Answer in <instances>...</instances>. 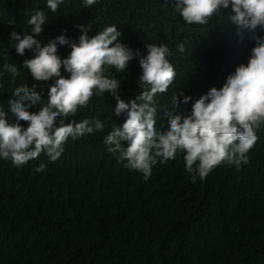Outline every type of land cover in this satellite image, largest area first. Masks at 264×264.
Returning a JSON list of instances; mask_svg holds the SVG:
<instances>
[{
	"label": "trees",
	"instance_id": "1",
	"mask_svg": "<svg viewBox=\"0 0 264 264\" xmlns=\"http://www.w3.org/2000/svg\"><path fill=\"white\" fill-rule=\"evenodd\" d=\"M164 3L98 0L85 8L83 0H63L53 13L47 0H0V72L5 63L18 69L16 77L0 76V110L8 113L9 123L15 122L8 109L15 88L37 85L42 98L29 110L38 112L56 79L35 81L23 63L34 58V51L18 55L10 40L13 31L31 34L27 21L36 10L47 18L35 37L42 46L60 35L78 43L83 33L77 25L88 27L89 38L113 25L123 33L119 41L134 58L123 72L105 65L104 75L119 81L118 95L126 103L142 91L139 59L148 54L145 45L167 46L176 75L168 90L154 97L161 132L169 128L165 111L189 115L196 99L223 87L237 66L247 64L255 38L264 36L261 29L240 33L228 21L230 8L207 24L189 25L171 0ZM180 43L184 52L178 51ZM70 44L57 45L61 59L70 54ZM61 74L70 76L63 68ZM176 93L178 109L172 102ZM184 96L192 100L184 103ZM116 104L110 92L94 91L75 116L63 118L65 124L89 119L93 126L100 120L104 130L69 137L56 161L41 153L16 167L0 158V264H264V127L246 154L248 163L239 168L222 163L193 183L178 151L175 159L153 165L145 180L104 143L114 125L122 126L127 118L115 115ZM41 164L45 170L37 172Z\"/></svg>",
	"mask_w": 264,
	"mask_h": 264
},
{
	"label": "clouds",
	"instance_id": "2",
	"mask_svg": "<svg viewBox=\"0 0 264 264\" xmlns=\"http://www.w3.org/2000/svg\"><path fill=\"white\" fill-rule=\"evenodd\" d=\"M97 2L83 0V7L90 8ZM61 3L63 0H47V8L56 13ZM169 3L170 0H165L164 4ZM171 6L189 25L207 24L212 17L230 8L228 21L240 33L264 30V0H171ZM46 19L42 10H36L27 21L31 34L21 36L15 31L10 34V40L16 42L14 47L18 55L23 56L26 50L34 51V58L23 63L35 81L56 79L49 86L46 106L38 112L29 110L42 98L36 91L37 85L15 88L8 100V109L15 122L9 123L8 113L0 110V158L10 159L16 167L39 158L41 153H46L50 161H56L69 137L77 139L103 131L104 124L100 120H95L94 126L89 119L67 124L63 120L75 116L95 91L97 95L110 92L117 101L115 115L127 114L122 126L114 125L103 137L108 151L119 161H127L126 168L143 173L145 180L151 177L153 165L175 159L178 151L184 154L186 171L193 183L197 178L203 181L222 163L235 164L238 168L248 163L246 154L258 140L257 131L264 127V36L255 38L247 64L237 66L227 76L223 87H213L196 99L189 115L182 117L165 111L169 128L161 132L156 128L154 97L166 92L176 75L167 59L171 55L167 46L145 45L148 54L139 59L142 75L138 85L142 91L136 99L126 103L118 95L119 81L104 75L105 65L123 72L134 58L133 51L119 41L123 33L113 25L89 38L88 27L77 25L83 33L78 43L70 44L66 35H60L42 46L35 37L43 32ZM69 44L70 54L61 59L57 45ZM178 51H185L184 43L178 45ZM62 68L70 73L69 77L61 74ZM4 73L16 77L17 66L5 63L0 76ZM191 100L192 97L184 96L183 102ZM172 102L178 109L177 93ZM58 118H61L59 125ZM21 121L28 126L25 128ZM35 170L43 172L45 165Z\"/></svg>",
	"mask_w": 264,
	"mask_h": 264
}]
</instances>
